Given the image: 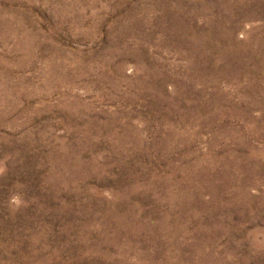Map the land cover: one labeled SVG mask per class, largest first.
Segmentation results:
<instances>
[{
  "label": "rangeland",
  "instance_id": "374dc122",
  "mask_svg": "<svg viewBox=\"0 0 264 264\" xmlns=\"http://www.w3.org/2000/svg\"><path fill=\"white\" fill-rule=\"evenodd\" d=\"M0 264H264V0H0Z\"/></svg>",
  "mask_w": 264,
  "mask_h": 264
},
{
  "label": "clouds",
  "instance_id": "9594fccd",
  "mask_svg": "<svg viewBox=\"0 0 264 264\" xmlns=\"http://www.w3.org/2000/svg\"><path fill=\"white\" fill-rule=\"evenodd\" d=\"M13 200H14V202L17 203V204L20 203L19 197H14Z\"/></svg>",
  "mask_w": 264,
  "mask_h": 264
}]
</instances>
